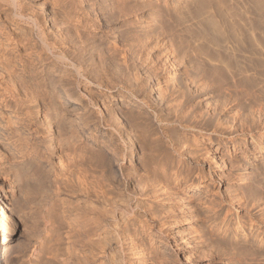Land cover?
<instances>
[{"label":"rangeland","instance_id":"1","mask_svg":"<svg viewBox=\"0 0 264 264\" xmlns=\"http://www.w3.org/2000/svg\"><path fill=\"white\" fill-rule=\"evenodd\" d=\"M18 1L17 8L12 6L10 0L0 1V48L2 52L5 50L2 54L9 60L0 55V196L6 201L11 188V182L6 181L8 162L17 161L19 157L20 161L31 152L33 155L39 154L42 159L35 155L36 160L39 159L37 167L30 168L31 174L27 173L30 180L28 183L38 190V186H43L40 185L42 182H47V187V183L44 186L49 189L50 195L41 187L43 195L45 194L43 200H46L39 203L42 211L38 213L29 210L25 212V217L21 215L22 218L17 216L14 219L4 264H129L130 260H135L133 258L139 261L147 259V262L140 261L138 264H264V0H169L168 24H165L164 10L167 0H120V4L112 6V13L120 14H113V21L109 18V22L104 18L105 5L91 7L85 4L87 6L84 9H96V17L100 18L97 26L100 27L96 26L93 35L98 38V44L105 40L103 48H108L94 62L88 56H80L77 52L79 50L71 45L70 38L63 31L65 36L61 34L59 27L52 25L53 32L50 31L48 37L42 31L43 25H40L39 32L33 29L31 23L23 20L20 14L33 18L35 11L31 8L36 5V1ZM128 5L130 9L126 7ZM115 6L121 10L118 8V12L114 11ZM29 9L32 13L34 11L33 15ZM90 17L95 21L94 15ZM39 35L47 39L50 46L54 45L55 49L46 50L38 40ZM115 37H119L121 42L114 48L110 41ZM15 40L19 42L15 44ZM106 41L109 45L105 47ZM136 44L137 47L134 46ZM122 46H127L131 53L132 61L127 65L123 63ZM149 57H168L169 71L161 70L163 62L159 65L148 62ZM41 58L49 59L44 61L47 64L44 68H57L56 73L59 74L54 73V77L62 76L67 89L69 88V92L65 94L60 84L57 87L59 95H63L62 99L65 101L63 106L72 115L68 124L64 122L62 126L65 128L62 129L64 133L61 131L63 138H57L68 141L73 136L84 137L82 144L86 146L83 147L85 151L82 149L81 152L78 148L72 156V145H64L65 161L62 159V166L65 164V169L58 167L59 159L48 147L47 124L42 115L49 101L40 98V95L44 98V91L41 89L46 81L37 70L42 65L39 61ZM142 64H146L145 67L149 70L160 67L156 77V83L160 86L157 96L164 102L167 113L163 120L147 121L141 111L130 113V109L125 107L119 111L121 116L125 115L134 124L136 164L138 163L136 175L139 177L135 183L141 185H137L138 189L135 191L132 190L133 183L127 175L130 174L127 162L122 161L120 156H111L112 168H109L99 155L107 153L93 147L95 145L86 138L90 131L99 133L98 136L109 132L103 126L106 123L98 119L93 111L84 117H76L85 112L78 101L80 96H77L81 95L83 104L93 102V107L96 104V107L102 109L100 105L103 94L97 91L105 89V83L111 80L112 88L123 90L127 94L133 93V88L127 83L128 77L136 74L137 79L139 76L142 79L139 70ZM98 67L100 68L96 70ZM102 72L104 74L99 75ZM95 78H100V81ZM101 82L104 83L103 86ZM39 84L42 85L38 86ZM24 86L28 92L32 89L35 92L36 88L40 94L35 92V95L33 91L28 93ZM86 86V89L96 91L95 98H87L88 95L84 92ZM33 95L36 100H33ZM159 105L161 104L156 103L152 106L154 113L160 111ZM37 112L40 113L37 115ZM107 139L111 146L122 150L124 142L122 145L119 142L114 145ZM83 160L87 162L84 163ZM87 163L89 166H86ZM54 166L58 167L56 171ZM84 169H93L96 173L90 171V177L93 176L90 178L84 175ZM108 169L113 171L110 170L109 174ZM34 170L37 179H34ZM59 170L62 173L65 171L64 175L68 176L67 182L61 180L62 185L58 181L62 188L58 186L63 190L61 198L54 195L55 188H52L54 180H59L54 175ZM39 173L46 181L42 180ZM99 173L110 175H107L108 178L102 176L108 183L101 180L102 177L99 178ZM81 175L85 180H82ZM109 178L112 179L108 180ZM98 184H102L101 187L106 190L104 202L99 198ZM18 192L17 198L20 195ZM156 196L159 202L155 200ZM19 200L22 201V198ZM136 202L139 203L135 211ZM93 205L99 207V211ZM100 210L104 211L102 215L99 214ZM153 217L166 223L165 230L174 236L155 235L148 226L154 224ZM70 219L71 223L79 226H83L85 220L84 223L90 224H84L88 230L92 227L97 231L92 234L91 229L90 235L83 227L79 229H84L81 233L72 232L68 229L69 225H66ZM105 235L111 239L106 236L108 241ZM130 235L133 237L132 243H129ZM94 237L100 238L98 241L94 239V243ZM99 240H107V244L104 243L107 246L103 244L104 247H101ZM37 246H40V252H37L36 259L29 261V254ZM178 247L183 249L179 250Z\"/></svg>","mask_w":264,"mask_h":264},{"label":"bare ground","instance_id":"2","mask_svg":"<svg viewBox=\"0 0 264 264\" xmlns=\"http://www.w3.org/2000/svg\"><path fill=\"white\" fill-rule=\"evenodd\" d=\"M1 1V0H0ZM11 2H12V6H14V7H18V5H19V1L18 0H10ZM33 1V0H32ZM36 1V5H34V7H32L31 9H34V11H35V14H34V11H33V13H32V11H31V9H29L30 10V12L32 13V15L34 14V17L33 18H26V15H24V16H22L21 14H20V17L23 19V20H28L29 21V23H31V25H32V28L33 29H35L36 31H38L39 32V29H40V25H43V27H44V29L42 30V28H41V30L43 31V33H44V35L46 36V37H48V33H50V31L51 32H53L52 30V25H54L55 26V28L56 27H59L60 29H61V34H62V31H63V33H65L68 37L67 38H70V42H71V45L73 44V46H75V49H77V50H79V51H77V52H79L80 53V56L81 55H83V56H88V58L89 59H91L93 62H94V60L96 59V58H100V57H102L103 56V51H104V49H105V51L108 49H106V48H103V45H104V41L105 40H103V42H100V44H98L99 42L97 41V39L98 38H96V36L95 35H93V33L96 31V26H97V23H98V25L100 24V18H98V17H96L97 16V14L98 13H96V9L95 8H91L90 9V7H89V9H84V6H87V5H85V4H89V5H91V7L92 6H96L97 7V4H103V6L105 5V7L103 8V9H105L104 11L105 12H103V11H101V12H103V13H105L106 15H104L105 17V20H109L110 21V19L112 20L113 18H111L112 17V15L113 14H115V13H112V6L113 5H115V3L116 4H120L121 2H120V0H102L101 2H97L98 0H35ZM122 2L124 1V0H121ZM128 1H134V0H128ZM6 2V1H5ZM29 3H31L30 1H29ZM151 3V2H150ZM153 3V2H152ZM11 4V3H10ZM25 4V3H24ZM136 4H138V3H136ZM28 6L30 5V6H32L31 4H27ZM127 5V4H126ZM142 5V4H141ZM102 6V5H101ZM101 6H100V8H101ZM124 6V5H123ZM154 6V5H153ZM25 7H26V5H25ZM121 7V6H120ZM125 7V6H124ZM127 8L129 7V5L128 6H126ZM152 7V6H151ZM2 8V7H1ZM115 8V9H114ZM113 8V10L115 11V10H117V12H118V8L119 7H117V9H116V6ZM122 9H124L123 7H121ZM134 8V7H133ZM137 8V7H136ZM142 8V7H141ZM141 8H139V9H141ZM144 8H147V7H144ZM37 9V10H36ZM120 9V8H119ZM129 9H130V7H129ZM143 9V8H142ZM148 9V8H147ZM1 10V9H0ZM121 10V9H120ZM131 10H132V8H131ZM134 10V9H133ZM164 10H165V15H166V23L165 24H168V17H169V15H168V12L170 11L169 10V0H167L166 1V4H165V7H164ZM4 11V10H3ZM7 11V10H6ZM36 11H38L39 13H36ZM99 11V10H98ZM123 11V10H122ZM143 11V10H142ZM2 12V11H1ZM120 12V11H119ZM128 12V11H127ZM126 12V13H127ZM132 12H134V11H132ZM25 13V12H24ZM30 13V14H31ZM125 13V12H124ZM124 13H121V15L122 14H124ZM6 14V13H5ZM27 14V13H26ZM118 14H120V13H117V15ZM129 14H131L130 12H129ZM95 16L96 18H94L95 19V21H93V20H91V18L92 17H90V16ZM116 15V14H115ZM116 15V16H117ZM128 15V14H127ZM7 18H9L8 16H6ZM19 17V16H18ZM28 17V16H27ZM115 17V16H114ZM110 18V19H109ZM116 18V17H115ZM123 18H124V16H123ZM122 18V19H123ZM172 18V17H171ZM117 19V18H116ZM137 20V19H136ZM165 20V19H164ZM108 21V22H109ZM113 21V20H112ZM101 23H102V21H101ZM115 23H116V21H115ZM130 23H131V21H130ZM170 23V22H169ZM107 24V23H106ZM128 24V23H127ZM136 24V23H135ZM102 25V24H101ZM137 25V24H136ZM1 26V25H0ZM129 26V25H128ZM132 26V25H131ZM100 27V26H99ZM98 26H97V28H99ZM127 27V26H126ZM137 27V26H136ZM136 27L134 28V30L136 29ZM111 28V27H110ZM1 29V28H0ZM167 30H168V26H167V28H166ZM34 30V31H35ZM59 30V29H58ZM100 30V29H99ZM113 30V29H112ZM128 30H129V28H128ZM170 30V29H169ZM56 31V30H55ZM171 31V30H170ZM59 32V33H60ZM113 32V31H112ZM130 32V31H129ZM169 32V31H168ZM167 32V33H168ZM1 33V32H0ZM56 33V32H55ZM135 33V32H134ZM167 33H166V35H167ZM52 34V33H51ZM54 34V33H53ZM52 34V35H53ZM57 34V33H56ZM102 34V33H101ZM129 34V33H128ZM131 34V33H130ZM7 35V34H6ZM9 35V34H8ZM52 35L50 36V37H52ZM62 35H64V34H62ZM135 35V34H134ZM38 36V35H37ZM40 36V39H38L39 41H40V43L42 44V45H44L46 48V50H48V51H51V49H55L52 45V47L49 45V43H48V41H47V39H45V38H41V35H39ZM61 36V35H60ZM65 36V35H64ZM63 36V37H64ZM170 36V35H169ZM105 37V36H104ZM127 37V36H126ZM139 37V36H138ZM1 38V37H0ZM102 38H103V36H102ZM143 38H144V36H143ZM31 39V38H30ZM48 39H50V38H48ZM54 39V38H53ZM127 39V38H126ZM24 40V39H23ZM37 40V39H36ZM68 40V39H67ZM108 40V39H107ZM14 41V40H13ZM52 41V40H51ZM50 41V43H52ZM99 41H102V39L101 40H99ZM125 41V40H124ZM137 41H139V40H137ZM149 41V40H148ZM12 42V41H11ZM17 42H19V41H16L15 40V44L17 43ZM21 42V41H20ZM98 42V43H97ZM121 41H120V39H119V37H115V38H113V40L112 41H110V45H112L114 48L115 47H118V43H120ZM135 42V41H134ZM150 42H152V41H150ZM22 43V42H21ZM38 43V42H37ZM126 43V42H125ZM141 43V42H140ZM149 43V42H148ZM20 44V43H19ZM24 44V43H23ZM55 44V43H54ZM122 44V43H121ZM129 44H131V43H129ZM143 44V43H142ZM37 45V44H36ZM99 45H101V47L99 46ZM109 45V43L106 41V45H105V47L106 46H108ZM125 45H127V44H125ZM137 45L138 44H136V45H134V46H136L137 47ZM25 46V45H24ZM133 46V45H132ZM131 46V47H132ZM130 47V48H131ZM135 47V48H136ZM43 48V47H42ZM122 48V52H123V54H122V52L120 53V54H122V59H123V63L125 62L126 63V65H127V63L129 62V61H132L131 60V58L132 57H130V55H131V53H130V50H129V48L127 47V46H122L121 47ZM143 48V47H142ZM147 48V47H146ZM3 49H4V47H3ZM6 49H7V47H6ZM132 49V48H131ZM136 50V49H135ZM33 51V50H32ZM65 51V50H64ZM110 51H111V49H110ZM109 51V52H110ZM120 51V50H119ZM4 52H5V50L2 52V50H1V48H0V55H3L4 54ZM3 53V54H2ZM51 53V52H50ZM107 53H108V51H107ZM118 53V52H117ZM134 53V52H133ZM136 53V52H135ZM12 54V53H11ZM41 53H39V55H40ZM52 54V53H51ZM69 54V53H68ZM106 54V53H105ZM115 54H116V52H115ZM119 54V55H120ZM39 55H36V56H39ZM42 55V54H41ZM77 55V54H76ZM134 55H136V54H134ZM9 56V55H8ZM8 56H7V58H8ZM5 57V55H3V58ZM40 57V56H39ZM38 57V58H39ZM114 57V56H113ZM116 57V56H115ZM147 57V56H146ZM14 58V57H13ZM43 58V57H42ZM40 59L39 61H40V63L42 64H40L41 65V67H38V69H37V67H36V69L37 70H39V73H40V75L43 77V79H45V81H46V87H44V85H42V84H39L38 86H40V85H42V91H44V94H42V96L44 97V98H42L41 97V95H40V98H41V100L43 99V101H46V100H48L49 101V103L48 104H46V102H45V104L47 105V108H45L46 109V111L44 112V114L42 115L43 116V118L46 120H44L45 122H46V124H47V131H48V135L46 134V136H48L49 137V139H48V141H49V143H50V146H48V147H50L51 148V150H52V153H53V155H56L57 157H58V159H59V162L57 163L58 164V167H63L62 166V164H63V162L65 161L64 160V158H63V155H64V148H65V146L64 145H70L71 146V148L70 147H68V148H70V155H72V154H74V153H76V151L78 150V148H80L81 149V152H82V149H83V151H85L86 149H84L83 147H86V146H83L84 144H82L83 143V141H82V138H84V137H80V136H78V137H71V140L69 139L68 141H64V140H62V139H60V138H63V136H62V134H61V131L64 133V129L62 128V126H63V124H64V122L66 123V125L68 124V122L71 120V118H72V115H71V112L69 111V109L68 108H65L63 105V103L65 102L62 98V96L63 95H59V91H58V84H60L61 86V90H63L64 92H65V94L66 93H68L69 92V88L67 89V86H66V84L64 83L65 81V79L63 80L62 79V76H60V77H54V73H56L57 71H56V69L55 68H51L50 66V68L48 67V69H47V67H45L44 68V66H45V64L46 63H44V61L46 62V60H49V59H47L46 58V60H43V59H45V58H43V59ZM85 58V57H84ZM83 58V59H84ZM111 58V57H110ZM166 58V59H165ZM163 57L162 59H161V57H149L148 58V62H150L151 64L152 63H156V64H160L161 62H163L161 65L163 66H161L163 69H161L162 71H164V72H168L169 70V67H168V64H169V58L168 57ZM5 59H6V57H5ZM82 59V58H81ZM121 59V60H122ZM7 60V59H6ZM144 60V59H143ZM5 61V60H4ZM7 61H9V60H7ZM72 61V60H71ZM81 61V60H80ZM91 61V62H92ZM147 61V60H146ZM31 62H33V61H31ZM36 62H38V61H36ZM79 62V61H78ZM90 62V61H89ZM100 62V61H99ZM99 62H97V63H99ZM145 62V61H144ZM4 63H6V61L4 62ZM3 63V64H4ZM49 63H50V61H49ZM85 63V62H84ZM121 63V62H120ZM119 63V64H120ZM124 63V64H125ZM10 64V63H9ZM36 64V63H35ZM51 64H52V62H51ZM96 64V63H95ZM129 64V63H128ZM147 64V63H146ZM146 64H142V65H140L139 66V70H140V72H141V74L140 75H142V79H139L140 78V76H139V80L137 79V77H136V74H135V76H133L132 77V75L130 76V77H128V82L127 83H129V87H131V88H133L132 89V91H133V93H130V94H127L125 91H123V90H120V89H115V88H112L113 87V83H111L110 81H107V80H102L101 79V81H107L106 83H105V89H103V88H101V89H103V92H101V89H99L97 92H99V93H101V94H103L102 95V98H103V100H102V105H100V106H102V109H100L99 107H96V104H95V109H94V107H93V102H90V103H86V104H83L82 102H81V100H82V98H81V95H78L77 97H79L80 96V99L78 100V101H80V105L83 107V111H85V112H82L83 114H78V115H76V117L78 116H85V115H88V114H90L92 111L93 112H95L96 113V115H97V117H98V119H100V120H102V121H104L106 124L105 125H103L104 126V128H105V130H107V132H109V134H106L107 135V137H103V135L104 136H106L105 135V133H103V134H101L100 136H102V137H100V136H98V134L97 133H95V132H91L90 131V133L88 134V136H86V138L88 139V140H90V142H91V144H93V145H95V146H93V147H96V148H98L99 149V151H101V152H103V151H105L107 154H99V155H101L100 157H102V159L104 160V162L106 163V166H108L109 168L112 166L111 165V156L113 157V156H115V158H117V157H121V159H123L122 161H124V162H127V165L128 166H130V174L128 173L127 175H129V179L131 178V182L133 183L132 185H133V189L132 190H135V191H137V187L138 186H141L140 184L138 185V184H136L135 183V181L139 178V177H137V164H136V161H137V143H136V141H135V136H134V124H132L131 123V120L128 118V117H125V115L124 116H121L120 114H121V112L119 113V111L123 108V107H125V108H127V110H129V112L131 111V112H136V111H141V113H142V115L144 116V118H145V120L147 119V121L149 120V121H151V120H154L155 121V119L156 120H163L164 119V117H165V115H166V108H165V105H163V103L164 102H162L161 101V99H160V96H157V94H158V91H159V89H158V87H160V86H158L157 85V83L156 82H158L157 81V78L156 77H158V71H160L159 69H160V67L158 68L156 65H155V67H157V68H155V69H152V70H149L148 68H146L145 66H147ZM36 65H39V64H36ZM47 65V64H46ZM90 65H91V63H90ZM98 65H100V64H97V66ZM134 65V64H133ZM150 65V64H149ZM5 66V65H4ZM8 66V65H7ZM42 66H43V68H42ZM55 66V65H54ZM96 66V67H97ZM152 66L153 65H151L150 67L152 68ZM170 66V65H169ZM9 67V66H8ZM111 67V66H110ZM149 67V66H148ZM86 68V67H85ZM88 68V67H87ZM100 67H98V68H96V70L97 69H99ZM129 68V67H128ZM10 69L12 70V68L10 67ZM35 69V70H36ZM107 69V68H106ZM118 69V68H117ZM117 69H115L116 71H117ZM36 70V71H37ZM102 70H103V68H102ZM128 70V69H127ZM14 71V70H13ZM65 71H67V70H65ZM93 71V70H92ZM92 71H91V74H92ZM99 71H101V70H99ZM98 71V72H99ZM118 71H119V69H118ZM64 72V71H63ZM97 72V71H96ZM96 72L94 73V74H96ZM97 72V73H98ZM105 72V71H104ZM12 73V72H11ZM118 74H119V72H117ZM122 73V72H121ZM121 73H120V75H121ZM130 73V72H129ZM9 74V73H8ZM30 74V73H29ZM34 74V73H33ZM56 74H59V73H56ZM86 74V73H85ZM100 74H104L103 72L102 73H99V75ZM132 74V73H131ZM164 74V73H163ZM166 74V73H165ZM97 75V74H96ZM95 75V76H96ZM38 76H39V74H38ZM56 76V75H55ZM57 76H59V75H57ZM118 76V75H117ZM67 77H68V75H67ZM66 77V78H67ZM69 77H70V75H69ZM89 77V76H88ZM91 78H92V76H90ZM126 77V78H127ZM19 78V77H18ZM39 78V77H38ZM38 78H37V80H38ZM41 78V77H40ZM72 78V77H71ZM35 79V78H34ZM67 79H70V78H67ZM85 79V78H84ZM90 79V78H89ZM95 79H97V78H95ZM105 79H107V78H105ZM119 79V78H118ZM122 79V78H121ZM40 80V79H39ZM92 80V79H91ZM90 80V81H91ZM31 81V80H30ZM35 81V80H34ZM64 81V82H63ZM89 81V82H90ZM96 81H100V78L99 79H97ZM95 81V82H96ZM114 81V80H113ZM119 81V80H118ZM23 82H25V80L23 81ZM114 82H117V81H114ZM70 84H71V82H69ZM68 83V85H70ZM102 83V86H103V82H101ZM26 84V83H25ZM25 84H23V85H25ZM28 84V83H27ZM100 84V83H99ZM73 85V84H72ZM86 85V84H85ZM92 85V84H91ZM28 86H31L30 84L28 85ZM127 86V85H126ZM25 87V86H24ZM65 87H66V89H65ZM93 87V86H92ZM128 87V86H127ZM1 88V87H0ZM17 88V87H16ZM26 88V87H25ZM31 88V87H30ZM33 88V87H32ZM45 88V90H43ZM71 88V87H70ZM87 88V86L85 87V89ZM14 89V88H13ZM72 89V88H71ZM71 89H70V92H71ZM26 90H27V92H28V89L26 88ZM34 89H32V91H33ZM131 90V89H130ZM167 90V89H166ZM4 91V90H3ZM7 91V90H6ZM32 91H29V92H32ZM37 91L38 90H36V88H35V92H36V94H38L37 93ZM41 91V92H42ZM131 91V92H132ZM28 92V93H29ZM34 92V91H33ZM35 92H34V94H35ZM40 92V91H39ZM79 92V91H78ZM83 92V91H82ZM88 96H87V98L90 96L92 99L93 98H95V93H96V91H94L93 89H86L85 91H84ZM61 93V92H60ZM16 94V93H15ZM35 94V95H36ZM40 94V93H39ZM38 94V95H39ZM62 94H64V93H62ZM64 94V95H65ZM71 94V93H70ZM73 94V93H72ZM79 94V93H78ZM98 94V93H97ZM38 95H37V97H38ZM12 96V95H11ZM30 97V96H29ZM33 97H35L34 95H33ZM74 97V96H73ZM7 98V97H6ZM70 98V97H69ZM76 98V97H75ZM165 98V97H164ZM170 98V97H169ZM16 98H14V100H15ZM30 99V98H29ZM33 98H31V100H32ZM33 100H36V97L33 99ZM101 100V99H100ZM18 101V100H17ZM77 101V103H79ZM96 101V100H95ZM2 102V101H1ZM36 102V101H35ZM41 101H39V103H40ZM36 103H38V102H36ZM44 103V102H43ZM42 103V104H43ZM156 103H159V104H161V105H159L160 106V111H158V112H156V113H154L153 111H152V106L153 105H155ZM26 104V103H25ZM28 104V103H27ZM71 104V103H70ZM99 104V103H98ZM7 105V104H6ZM41 105V104H40ZM39 105V107H41ZM167 106H168V104H166ZM43 106V105H42ZM45 106V105H44ZM158 106V105H157ZM64 107V108H63ZM170 107V106H169ZM155 108V107H154ZM168 108V107H167ZM42 110H44L43 109V107L41 108ZM124 109V108H123ZM39 110H40V108H39ZM31 112H33V111H31ZM130 112V113H131ZM35 113V112H34ZM40 113V112H39ZM38 112H37V115L39 114ZM139 113V112H138ZM16 114V113H15ZM34 115V114H33ZM140 116H142L141 114H139ZM169 115V114H168ZM167 115V116H168ZM176 116V115H175ZM19 117V116H18ZM82 117V118H83ZM134 117L136 118V114L134 115ZM137 117H139V116H137ZM81 118V119H82ZM134 118V119H135ZM143 118V117H142ZM143 118V119H144ZM40 119H41V117H40ZM84 119V118H83ZM132 119V118H131ZM139 119V118H138ZM142 119V120H143ZM140 120V119H139ZM168 120V119H167ZM83 121V120H82ZM132 121H134V120H132ZM136 121H137V119H136ZM136 123V122H135ZM159 123V122H158ZM87 124V123H86ZM42 125H44V124H42ZM85 126V125H84ZM102 126V125H101ZM103 126H102V128H103ZM141 126V125H140ZM136 127V126H135ZM42 128H44V126L42 127ZM69 128V127H68ZM67 128V129H68ZM63 129V130H62ZM143 129V128H142ZM102 130V129H101ZM66 133V132H65ZM101 133V132H100ZM60 135V136H59ZM64 135V134H63ZM62 136V137H61ZM72 136V135H71ZM141 136V135H140ZM57 137H60V138H57ZM65 138V137H64ZM80 138V139H79ZM107 138H109L111 141H112V143H115L114 145H116L117 144V142H119V143H121V145H122V142H124V144H123V146H121V148H122V150H118V148L116 149L115 148V146H111V144L110 143H108L107 141H106V139ZM79 139V140H78ZM109 139H107L108 141H110ZM67 140V139H66ZM85 140V139H84ZM46 141V140H45ZM47 142V141H46ZM48 143V142H47ZM78 143V144H77ZM79 145V146H78ZM25 146V145H24ZM37 147V146H36ZM67 147V146H66ZM89 147V146H88ZM33 148V147H32ZM41 148V147H40ZM27 149V148H26ZM35 149V148H34ZM66 149V148H65ZM120 149V148H119ZM50 150V151H51ZM90 150H92V149H90ZM35 151V150H34ZM66 151V150H65ZM68 151V150H67ZM66 151V152H67ZM94 151V150H93ZM95 151H97V150H95ZM25 152L27 153V150H25ZM29 152V151H28ZM31 152V151H30ZM65 152V153H66ZM80 152V151H79ZM92 152V151H91ZM104 152V153H105ZM23 153V152H22ZM21 153V154H22ZM26 153H24V154H26ZM32 153V152H31ZM31 153H28L27 155H25V157L22 159V160H20V161H18L19 159H21L20 157H19V159L17 160V161H14V162H11L10 161V163L8 162V165L6 166V167H8V171H7V175H6V181H10L11 182V188H9V191H8V196H7V200L5 201L1 196H0V264H4V260H5V255H6V253L8 252V243H9V238H10V232H11V229H12V223L14 222V219L18 216H21V215H23L24 216V214H25V212L26 211H32V210H35V211H38V213H39V211L41 210V204H39V203H41V201L44 199L43 197H44V195H43V192L41 191V187H42V189L44 190V188L46 189V187H47V185H48V183L46 184V183H44V184H46V187L44 186V184H40V185H43V186H38V190H37V188H33L32 186H30L29 184H31L30 182L28 183V174L27 173H30L29 171H31L30 170V168L32 167V168H35V167H37V160L39 159H37L36 160V157H35V155H39V154H35V155H33V154H31ZM34 153V152H33ZM68 153H69V151H68ZM67 153V154H68ZM95 152H93V154H94ZM97 153H98V151H97ZM96 153V154H97ZM100 153V152H99ZM18 154V153H17ZM66 154V155H67ZM23 155V154H22ZM51 155V154H50ZM69 155V154H68ZM24 156V155H23ZM40 156V155H39ZM38 156V157H39ZM73 156V155H72ZM65 157V156H64ZM85 157V156H84ZM119 157V158H120ZM40 158H41V156H40ZM49 158V157H48ZM66 158V157H65ZM74 158V157H73ZM97 158H98V155H97ZM42 159V158H41ZM54 159V158H53ZM52 159V160H53ZM64 161H63V160ZM68 160V159H67ZM85 160V159H84ZM84 160H83V162H84ZM120 160V159H119ZM40 161V160H39ZM63 161V162H62ZM118 161V159L116 160V162ZM87 162V161H86ZM86 162H84V163H86ZM98 162V161H97ZM103 162V163H104ZM121 162V161H120ZM123 162V163H124ZM40 163V162H39ZM42 163V162H41ZM40 163V164H41ZM53 163H54V161H53ZM82 163V162H81ZM100 163V162H99ZM113 163V162H112ZM40 164H38V165H40ZM88 164V163H87ZM91 164V163H90ZM34 165H36V166H34ZM54 165V164H53ZM67 165V164H66ZM119 165V164H118ZM34 166V167H33ZM86 166H89V164L88 165H86ZM95 166H97V165H95ZM122 167H123V165H121ZM41 167H42V165H41ZM52 167V166H51ZM55 167V166H54ZM57 167V168H58ZM85 167V166H84ZM92 167V166H91ZM102 167V166H101ZM39 168V167H38ZM38 168H36L37 170H38ZM56 167L54 168L55 170L54 171H56V169H57ZM64 168V167H63ZM62 168V169H63ZM75 168V167H74ZM80 168V167H79ZM87 168V167H86ZM95 167L93 166V169H94ZM112 168V167H111ZM124 168H126V167H124ZM60 169V168H59ZM62 169H60V170H62ZM65 169V168H64ZM63 169V170H64ZM93 169H92V171H91V169L88 171L87 169H84V175H86V176H89L90 177V171L92 172V173H96L95 171H93ZM104 169V168H103ZM102 169V170H103ZM123 169V168H122ZM33 170V169H32ZM36 170V171H37ZM42 170H43V167H42ZM58 171V173L56 172V173H54V175H56V178L57 179H59V180H54L55 181V185L52 187V188H55V189H53L52 191H53V193H54V195H56V196H60V195H62L61 194V192L63 191H61V189H60V187L62 188V182H61V180H66L65 182H67L68 181V176L66 175H64L65 173L63 172H61V171ZM81 170V169H80ZM82 170H83V168H82ZM81 170V171H82ZM109 170V169H108ZM111 170V169H110ZM110 170H109V174H110ZM125 170V169H124ZM128 170V169H127ZM28 171V172H27ZM80 171V172H81ZM111 171H113V170H111ZM129 171V170H128ZM35 174H36V172H35V170L33 171ZM40 172V171H39ZM83 172V171H82ZM100 172V171H99ZM124 172V171H123ZM37 173H38V171H37ZM42 173V172H41ZM102 173H105V172H102ZM31 174V173H30ZM33 174V173H32ZM51 174H53V173H51ZM82 174V173H81ZM100 174V173H99ZM54 175H52V176H54ZM78 175H79V173H78ZM83 175V174H82ZM81 175V176H82ZM101 175V174H100ZM100 175H97L98 177L100 176ZM104 175V174H103ZM103 175H101L99 178L101 179V177L103 176ZM106 175V174H105ZM104 175V177L106 178L107 177V175L105 176ZM117 175V174H116ZM34 176V175H33ZM39 176H41V174L39 173ZM44 176V175H43ZM108 176H110V175H108ZM112 176V175H111ZM42 177V176H41ZM84 176H82V178H83ZM93 177V176H92ZM92 177H90V178H92ZM31 178V177H30ZM79 178H81L80 176H79ZM98 178V179H99ZM108 178V177H107ZM112 178H113V176H112ZM112 178H109L108 180H110V179H112ZM125 178V177H124ZM5 179V178H4ZM34 179H37V174H36V177L34 178ZM34 179H31V180H34ZM39 179H40V177H39ZM38 179V180H39ZM51 179V178H50ZM70 177H69V182H70ZM88 179V178H87ZM100 179H99V183H101L100 182ZM41 180V179H40ZM42 180L43 181H46V180H44L43 179V177H42ZM81 180V179H80ZM82 180H85L84 178L82 179ZM93 180H94V178H93ZM101 180H103V177H102V179ZM30 181V180H29ZM48 181V180H47ZM53 181V182H54ZM58 181H60V183H61V185H60V183L58 182ZM63 181V183H65ZM79 181V180H78ZM103 181H105L106 182V180H103ZM119 181V180H118ZM140 181V180H139ZM32 182V181H31ZM34 182V181H33ZM40 182V181H39ZM39 182H38V184H39ZM51 182V181H50ZM50 182H49V184H50ZM56 182H58L57 183V186H56ZM91 182V181H90ZM95 182V181H94ZM93 182V183H94ZM104 182V183H105ZM81 183V182H80ZM106 183H108V182H106ZM35 184V182L33 183V185ZM37 184V183H36ZM113 184V183H112ZM52 185V184H51ZM58 185H60V187L58 186ZM66 185V184H65ZM91 185H92V183H91ZM138 185V186H137ZM72 186V185H71ZM98 186H99V184H98ZM101 186H102V184H101ZM101 186H99V190H97L98 191V193H99V198H100V200H102L103 202L105 201V199H106V190L104 191L103 190V186L101 187ZM105 186V185H104ZM113 186V185H112ZM111 186V187H112ZM117 186V185H116ZM35 187H37V185H35ZM49 187V186H48ZM95 187H97V185H96V183H95ZM114 187V186H113ZM64 188V187H63ZM66 188V187H65ZM109 188H110V186H109ZM116 188V187H115ZM40 189V190H39ZM51 189V188H50ZM69 189V188H68ZM46 190H47V192H46ZM45 190V192L46 193H48L49 191V189H46ZM96 190V189H95ZM19 191V192H18ZM17 192L18 193H20V195H21V197H20V195H19V197L20 198H22V201L21 200H19L20 198L18 197L17 198ZM67 192H69V191H67ZM138 192H139V190H138ZM141 192V191H140ZM134 194V193H133ZM137 194V193H136ZM48 195H50L49 193H48ZM111 195V194H110ZM155 196V195H154ZM47 197H49V196H47ZM47 197H45V198H47ZM62 196H60L59 198H61ZM16 198H17V200H16ZM98 198V199H99ZM155 198V200L156 201H160L159 200V198H158V196H156V197H154ZM48 199V198H47ZM51 199V198H50ZM19 200V201H18ZM63 200V199H62ZM99 200V201H100ZM44 201H46V200H43V202ZM48 201V200H47ZM109 201V200H108ZM131 201V200H130ZM140 202V201H139ZM138 202V203H139ZM46 203V202H45ZM102 203V202H101ZM138 203L136 202L134 205H135V211H136V209H137V206H138ZM42 205H44V203H42ZM94 206V205H93ZM91 208H92V206H90ZM96 206H94V208H95ZM102 207V206H101ZM93 208V209H94ZM103 208H105V207H103ZM109 208V207H108ZM96 211H99V207L97 208L96 207ZM91 211H92V209H90ZM103 210H106V209H103ZM42 211V210H41ZM64 211V210H63ZM101 211V210H100ZM107 211V210H106ZM105 211V212H106ZM34 212V211H33ZM32 212V213H33ZM51 212V211H50ZM104 212V211H103ZM102 211H101V213H99L100 215H102V213H103ZM136 213V212H135ZM29 214V213H28ZM46 214V213H45ZM97 214H98V212H97ZM106 214V213H105ZM99 215V216H100ZM136 216H137V214H136ZM25 217V216H24ZM46 217V216H45ZM77 217V216H76ZM104 217V216H103ZM106 217V216H105ZM167 217V216H166ZM21 218H22V216H21ZM63 219H64V216H63ZM72 219V218H71ZM71 219L68 221V224H66V225H69V227H68V229L70 228L71 230H72V232L73 231H76V233H81V231H83L84 229H82L81 231L79 230L80 228H85V229H87L88 230V227L86 228L85 226H84V224H86V223H89V222H86V223H84L85 222V220H84V222H83V226H79V225H77V223L76 224H74V223H71L72 221H71ZM75 219V222H76V218H74ZM77 219H80V218H77ZM153 219V223L154 224H149L148 226H149V228L150 229H152L153 231H154V234L156 235V233H157V235H159V236H161V237H163V236H165V237H169V236H174V234L173 233H168L166 230H165V228H166V223L164 224V223H162V221H160V220H158V218L157 217H153L152 218ZM20 220V219H19ZM46 220V219H45ZM68 220V219H67ZM83 220V219H82ZM166 220V219H165ZM54 221V220H53ZM65 221V223H66V220H64ZM79 221V220H78ZM77 221V222H78ZM93 221V220H92ZM92 221H90V222H92ZM96 221V220H95ZM98 221V220H97ZM130 221V220H129ZM21 222V221H20ZM70 222V223H69ZM82 222V221H81ZM78 223H80V222H78ZM96 223V222H95ZM95 223H93V224H95ZM14 224V223H13ZM82 224V223H81ZM51 225V224H50ZM86 225H88V226H90V224H86ZM92 225V224H91ZM96 225V224H95ZM95 225H93V226H95ZM99 225V224H98ZM96 227H98V226H96ZM98 228H100V227H98ZM69 229V230H70ZM89 229H90V227H89ZM91 229H92V234H94L93 232L94 231H97V230H93V228L91 227ZM90 229V230H91ZM103 229V228H102ZM87 230H85V232L87 231ZM90 230H88L87 232L88 233H90ZM100 229H98V231H99ZM79 231V232H78ZM86 232V233H87ZM91 233H90V235H91ZM97 233V232H96ZM103 233V232H102ZM69 234V233H68ZM100 234V233H99ZM106 234V233H105ZM112 234V233H111ZM96 235H98V234H96ZM95 235V236H96ZM115 235V234H114ZM99 236V235H98ZM97 236V237H98ZM106 236H108V235H105L104 237L109 241V238H107ZM101 237H102V239H103V236L101 235ZM100 238V237H99ZM98 238V239H99ZM116 238V237H115ZM96 240V241H98V239L97 238H93V240ZM111 239V238H110ZM124 239V238H123ZM92 240V241H93ZM95 240L93 241L94 243H95ZM107 240H99V244H101V247H102V245L105 243V244H107L106 242H107ZM129 240H130V242L129 243H132L133 242V237H132V235H130L129 236ZM91 241V239L88 241V242H90ZM38 242V241H37ZM125 242V241H124ZM92 243V242H91ZM96 243H98V242H96ZM98 244V245H99ZM104 244V245H105ZM97 245V244H96ZM104 245H103V247H104ZM35 246V245H34ZM42 246V245H41ZM105 246H107V245H105ZM40 247V246H39ZM39 247L37 246V247H34L33 248V250L31 251V254H29V257L28 258H30L29 259V261L31 260V259H33V258H35V257H37V252H40V251H38L39 250ZM10 248V247H9ZM41 249V248H40ZM178 249L179 250H181V249H183L182 247H178ZM102 250V249H101ZM100 250V251H101ZM103 251V250H102ZM130 251L132 252L133 250H131L130 249ZM136 251V250H135ZM133 253V252H132ZM135 253V252H134ZM144 253V252H143ZM40 256V255H39ZM134 256V255H133ZM139 258V257H138ZM36 259V258H35ZM133 259H135V260H130V262H129V264H138V263H140V261H142V262H147L146 260V258H142V260H138V259H136V258H133ZM157 259V258H156ZM120 261V260H119ZM161 261V260H160ZM164 261V260H163ZM141 262V263H142ZM101 263V262H100ZM99 263V264H100ZM118 263H121V262H118ZM98 264V263H97ZM103 264V263H102ZM123 264H124V262H123Z\"/></svg>","mask_w":264,"mask_h":264}]
</instances>
